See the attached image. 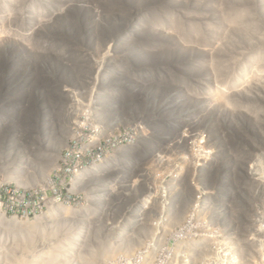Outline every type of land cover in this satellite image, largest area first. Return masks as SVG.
<instances>
[{
	"label": "rangeland",
	"instance_id": "1",
	"mask_svg": "<svg viewBox=\"0 0 264 264\" xmlns=\"http://www.w3.org/2000/svg\"><path fill=\"white\" fill-rule=\"evenodd\" d=\"M76 1L60 10L55 1L0 0V104H8L14 119L6 126L12 135L1 130L0 136L9 141L4 156L12 153L15 160L0 158V264H82L88 244H108L123 214L149 193L150 209L134 223H174L160 214L178 185L173 206L188 214L202 192L207 206L226 210L239 264H264V0H206L207 28L191 42L213 51L206 57L198 50L194 72L191 50L175 42V26H167L172 32L161 43H152L148 33L150 55L136 59L110 48L139 13V0ZM142 1L148 25L156 19L164 25L184 8L202 9L199 0L171 7L174 0ZM247 17L251 26H241ZM181 22L188 34L200 30ZM88 25L99 53L90 45ZM132 41L136 48L138 35ZM95 60L111 72L96 87ZM71 107L76 119L66 130ZM47 115L55 126L53 143H68L55 169L28 161L20 147L35 142ZM104 159L109 162L99 171L73 182L78 170ZM52 199L72 215L58 211ZM88 217L90 225L80 223ZM130 244L115 239L99 264H113L118 248Z\"/></svg>",
	"mask_w": 264,
	"mask_h": 264
},
{
	"label": "bare ground",
	"instance_id": "2",
	"mask_svg": "<svg viewBox=\"0 0 264 264\" xmlns=\"http://www.w3.org/2000/svg\"><path fill=\"white\" fill-rule=\"evenodd\" d=\"M47 2H51V1H55V4L53 5V7H57V5H59L60 7V10H63L64 7L66 6H72L74 4V2H77L76 0H46ZM180 0H174V1H169V3L167 4L169 7H171L172 5L174 4H177ZM46 2V3H47ZM64 2V3H63ZM199 4L200 6H202V9H199L198 13H194V12H191L190 10H187L184 8L182 9L178 14V17L176 19L174 18H166V20L168 22H166V24H161L160 23H157L159 21V19H156L154 20L153 23H151V25H148L146 24L145 22V9H144V6H142L141 3H143L142 0H139V3L138 5L141 7L139 10V13L137 14V16L132 20L130 21V23H126L125 24V27L120 31V35L117 39H113L111 40V43L109 44L110 48L116 51H120L119 53H123L122 55H127L129 57H133V58H136L138 59L140 56H144L146 54L150 55V52L149 50L147 49V36H148V33L151 32V35H152V43H161V39L163 40L164 38L168 37V31L169 33L172 32V30L170 31L169 30V27L171 26H175V31L176 32V38H174L176 41L175 42H178L180 43H183V49H185L186 51L190 52L189 50H191L190 52V60L193 64V66L191 68H189L190 71L194 72V69L196 71V66H197V59H195V56H196V53H198V50L200 49V51H202L204 53V55H209L210 57L212 56V51L213 50H210V49H205V47L199 43H197L195 41V43L191 42V38L193 36H195L196 38H198V36H202L203 34V31L205 28V25L207 26L208 24V13H207V9L206 7L207 6V1L206 0H203V1H200L199 0ZM256 2H262V0H256ZM27 3V2H26ZM33 3V2H32ZM45 3V4H46ZM48 4V3H47ZM51 4V3H50ZM76 4V3H75ZM17 5V4H16ZM56 5V6H55ZM20 6V5H19ZM164 6V5H163ZM29 7V5H28ZM163 8V7H162ZM199 8V7H198ZM258 8V7H256ZM27 9V8H26ZM31 9V8H29ZM170 9V8H169ZM259 9V8H258ZM58 10V9H57ZM251 10V9H250ZM262 10V9H261ZM256 12V11H255ZM37 13V12H36ZM53 13V12H52ZM174 13V12H173ZM251 13V12H250ZM243 15V14H242ZM200 17V24L197 22V24L194 22V18H197V17ZM249 17V16H248ZM248 17L246 19H243L241 24H245V25H248V26H251V23H245L244 21L248 19ZM35 18V17H34ZM38 18V17H36ZM41 18V17H40ZM250 18V17H249ZM162 19V18H161ZM237 19V18H236ZM153 20V19H152ZM164 20V19H163ZM164 20V21H166ZM181 20H183L185 22V26L187 27H190L191 29H194V31L196 30L195 28V25H197V27H200V30L198 31H195L193 33V30L192 32L190 31V33L188 34L185 30L186 28H184V26H180V24L183 22H181ZM229 20V19H228ZM241 20V19H240ZM34 21V20H33ZM231 22V21H230ZM251 22V21H250ZM222 23V22H221ZM91 24H93V22H90L89 25L91 26ZM37 24H34V26H36ZM89 25L87 26V28H89V32L91 33V37H90V40H91V46L93 48H95L96 50L98 49V45H96L97 43L95 42V36L94 34H92V27L90 28ZM169 25V27H167ZM210 25V24H209ZM224 26V25H223ZM226 26V25H225ZM33 27V26H32ZM38 27V26H37ZM128 27V28H126ZM184 28L185 30L181 29ZM187 27V28H188ZM236 27H238L236 25ZM34 28V27H33ZM241 28V27H240ZM246 28V27H245ZM198 29V28H197ZM213 29V28H212ZM254 29V28H253ZM174 34V33H173ZM245 34L247 35L248 32L245 31ZM244 34V35H245ZM137 35H138V45L136 46V48H133L131 47V42H133L132 40L135 38L137 39ZM164 35V36H163ZM171 36V35H170ZM89 38V37H88ZM168 40V38H166ZM171 40V39H170ZM198 40V39H197ZM89 41V40H88ZM217 41V40H216ZM110 42V39H107V41L105 42V44H108ZM96 43V44H95ZM123 43V44H122ZM128 43V44H127ZM230 43V42H229ZM126 44H127V48L126 47ZM124 45V46H122ZM108 46V45H106ZM210 47V45L208 46ZM87 49V48H86ZM107 49V48H106ZM126 50H128L126 53H124ZM98 53L100 52V49L97 50ZM172 51V50H171ZM110 52L112 53V51L110 50ZM89 53V52H87ZM91 55V54H90ZM97 55V54H96ZM114 55V54H113ZM112 55V56H113ZM89 56V55H88ZM153 57V56H152ZM95 59V57H94ZM91 60V59H90ZM201 60V59H200ZM94 61V60H92ZM244 61V60H243ZM204 63V62H203ZM213 63V62H212ZM241 63V62H240ZM94 66H97L96 67V75L94 74V87H96L98 85V83H100L101 79L106 75L108 74L110 71L109 70H105L102 65V63L100 61H96L94 62ZM118 65V64H117ZM120 66V65H119ZM119 66H115L114 68H118ZM182 67V66H181ZM184 67V66H183ZM114 70V69H112ZM109 71V72H108ZM235 72V71H234ZM111 73V72H110ZM234 76V75H233ZM247 80V79H246ZM225 85V84H224ZM237 85V84H236ZM235 86V85H234ZM242 86V85H241ZM18 88H16L17 90ZM74 90V89H73ZM72 90V91H73ZM234 91V90H233ZM75 92V91H74ZM94 92L93 91V96H94ZM76 93V92H75ZM104 96V95H103ZM73 98H76L75 96L72 95ZM78 100V99H77ZM74 102V101H73ZM1 105V104H0ZM73 106V105H72ZM75 106V105H74ZM109 106H112L111 103H109ZM73 107H71L70 109L68 108V118L67 117H64V118H67L66 120V127L65 129L67 130V126L70 127V120L71 118H74V117H70L72 116V112H74V110H72ZM111 108V107H110ZM77 111V110H76ZM75 111V112H76ZM77 113V112H76ZM50 115V114H49ZM47 115V117L44 119V122L43 123H39L38 125V130L42 131V133H40L39 135L36 136V140L34 143H30V144H20V147L22 149V151L25 153V155L27 156L28 158V161L30 162H33L35 160L39 161V162H44L45 164H49L51 165V167L53 169H55L56 167L58 168L59 165H60V160H62V149L63 148H67L68 147V143L67 142H62L59 141V144L58 145H55L53 143V137L55 135V126L52 122V118ZM52 115V114H51ZM49 116V117H48ZM76 119V117H75ZM74 119V120H75ZM73 120V121H74ZM14 121L13 119V111L11 110V108L8 107V104H3L1 105L0 107V132L2 130V133L1 134H5V135H12L13 131L10 130V131H6V126L8 128V126ZM65 121V119H64ZM55 123V122H54ZM73 123V122H72ZM74 125V124H72ZM60 127V125H59ZM64 125L61 126V128H63ZM4 128V129H3ZM71 134V133H70ZM5 135H1L0 136V158L2 159L1 161H14V158L12 157V153H9L8 156H4L5 155V152H4V148H5V145L9 143V141L5 138L6 136ZM67 138V137H66ZM69 139V138H68ZM108 159H104L103 160V163H101L99 166H91L89 168H86V169H82L79 171H77V173L75 174V177H74V180L73 182L75 183L76 181L80 180L83 176H88V174H92L93 172H96V171H99L101 169V167H103L104 165L108 164ZM94 165V164H93ZM43 171H45L43 169ZM45 172H48V171H45ZM178 176V175H177ZM14 177V176H13ZM12 177V178H13ZM228 177V176H227ZM175 178V177H174ZM174 185V184H173ZM114 186V185H113ZM151 191V190H150ZM106 194V193H104ZM108 195V194H107ZM152 195L153 193H149L141 202H138V203H135L134 205H132L130 207V210L128 211L127 214H123L124 216H122V220H121V224L122 226L125 225V224H132L134 223V220L135 218H139L138 215L140 213H142V209L145 207V205H148L149 202H151V199H152ZM109 197V196H108ZM108 197H104V202L106 200V205H109L110 204V199ZM154 197V196H153ZM170 198H171V201L174 202V198L175 196H171L170 195ZM52 202H55L57 203V200L55 199H52L51 200ZM202 204H204L202 202ZM55 207H57V210L63 212V211H66L67 213H69V215H72V212L73 210L69 209V207H65L64 205L62 204H55ZM75 210V209H74ZM81 211V210H80ZM79 211V212H80ZM71 213V214H70ZM75 213L78 215V211H75ZM68 215V214H67ZM86 215V214H85ZM84 215V216H85ZM82 216V217H84ZM87 216V215H86ZM5 217V216H4ZM80 218V217H79ZM83 220V218H82ZM81 220V224H88L90 225V218H85L84 221ZM10 224L13 225V226H17V222H15V220H10ZM119 227L118 228V231L116 230L115 232H111V235H110V239H108V244H104V243H101L100 241H97L95 243L98 244V246H91L88 244L87 248H85V252L79 257L80 261L82 264H99L101 262H104L105 259H106V255L108 253H110L111 251V243L112 241H114L115 239L117 238H120L122 240V242L125 241V230L123 227ZM19 231V230H18ZM29 233V232H28ZM68 235V234H67ZM94 236V235H93ZM62 237V236H60ZM65 238V237H63ZM62 240V239H61ZM64 240V239H63ZM62 240V241H63ZM61 241V242H62ZM60 242V241H59ZM101 244V245H100ZM130 244V242L128 243ZM131 245V244H130ZM30 246V245H29ZM61 246V245H60ZM128 246V245H127ZM26 248V247H25ZM30 248V247H29ZM56 248V247H55ZM62 247H60L61 249ZM64 248V247H63ZM113 248V247H112ZM57 250L55 251L57 254H55L56 256V259L54 260V262H56L58 260V258L60 257V254L59 251L61 250ZM55 250V249H54ZM113 251V249H112ZM54 252V253H55ZM62 252H64V250H62ZM82 252V251H81ZM52 253V252H50ZM59 253V255H58ZM51 255V254H49ZM53 255V254H52ZM51 255V256H52ZM51 262V261H50ZM58 262V261H57ZM66 262V261H65ZM14 263V262H13ZM56 264V263H54Z\"/></svg>",
	"mask_w": 264,
	"mask_h": 264
},
{
	"label": "built area",
	"instance_id": "3",
	"mask_svg": "<svg viewBox=\"0 0 264 264\" xmlns=\"http://www.w3.org/2000/svg\"><path fill=\"white\" fill-rule=\"evenodd\" d=\"M222 178L224 187L228 190L226 183L230 180L224 176ZM178 186L172 187L169 196H175L179 191ZM202 196V192L199 191L197 204L190 207L191 211L188 214L185 207L180 211L178 205H172L176 203V199L168 205V210L164 205L160 218L167 215L170 219L173 216L174 223L139 222L123 226L118 223L116 227L122 226L125 230V244L131 242L133 246L118 248L113 264H239L237 248L233 246V239L229 237L225 221L226 210L222 205L207 206L208 199L202 201ZM212 203L211 198L209 204ZM148 209L150 208L145 206L141 211L145 213ZM208 211L214 213V218L207 220L205 213ZM181 219L182 222H177ZM173 227L174 231L168 230Z\"/></svg>",
	"mask_w": 264,
	"mask_h": 264
},
{
	"label": "water",
	"instance_id": "4",
	"mask_svg": "<svg viewBox=\"0 0 264 264\" xmlns=\"http://www.w3.org/2000/svg\"><path fill=\"white\" fill-rule=\"evenodd\" d=\"M39 122H41V121H39Z\"/></svg>",
	"mask_w": 264,
	"mask_h": 264
}]
</instances>
